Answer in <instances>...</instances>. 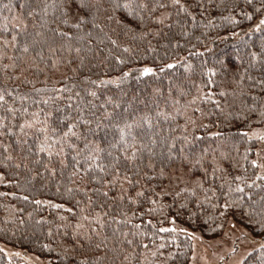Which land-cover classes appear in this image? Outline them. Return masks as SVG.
Returning a JSON list of instances; mask_svg holds the SVG:
<instances>
[{
	"label": "trees",
	"instance_id": "obj_1",
	"mask_svg": "<svg viewBox=\"0 0 264 264\" xmlns=\"http://www.w3.org/2000/svg\"><path fill=\"white\" fill-rule=\"evenodd\" d=\"M27 2L31 3V8L22 9L20 5L26 0H0V51L5 53L0 59V92L5 94L7 102L0 104V117H5L4 123L12 129L11 134L6 129L0 130L5 132V135H0V243L25 250L54 264H78L81 259H87L88 264H188L191 253L189 232L212 238L221 233L230 217L243 224L253 237L264 238V233L252 232L244 224L238 209L223 208L226 201L237 200L241 195L232 192L225 196L229 186L234 189L240 184L245 192L253 194V199L264 195V179H257L259 173L252 165L256 142L241 135L264 124V117L260 115L264 105V51L261 50L264 26L261 30L256 28L264 19V0H181L188 12L180 11V6H174L172 0H145L150 9L153 5H166L164 8L156 7L151 15L147 11L143 13L145 30H151L149 35L143 40H132L123 36L112 23L105 31L116 28V32L110 35L118 39L120 47H113L106 39L100 44L94 32L93 50L80 53L83 64L74 51L69 53L60 48L62 41L59 37L52 39L49 29L56 27L55 24L42 27L45 0ZM33 9L34 15L29 17L27 13ZM21 13L26 29L23 25L15 26L21 21L13 17L21 16ZM245 14H250L251 19ZM116 15L132 23L124 11H118ZM164 17L167 19L163 24L155 22L156 18ZM225 17L234 18L237 22L231 23ZM51 18L50 11L48 19ZM37 32L42 35L37 36ZM14 35L17 37L16 47L12 46ZM33 40L40 43L30 47L28 53H22L23 43L32 44ZM5 41H8L7 45ZM72 43L83 48V43ZM49 45L56 51H49ZM124 46L130 47L131 52H124ZM149 47L155 50L150 51ZM40 51L43 60L36 56ZM252 52L257 54L255 59ZM9 56L13 59L9 60ZM115 56L124 59L125 63L117 64ZM167 63H175L176 67L160 72L159 68ZM13 64L15 67L11 66ZM188 64L192 68L186 71L185 65ZM143 67L156 71L144 76L137 71ZM209 69L216 74L211 75ZM126 71L130 75L118 86L108 84L97 88L90 83L91 80L116 78ZM85 77L88 83H85ZM178 88L189 94L180 98ZM35 89L44 91L36 92ZM61 89L67 91H57ZM86 89L96 91L97 97L88 96ZM222 90L229 95L221 97ZM25 94L30 99L23 102V107H27L29 113L38 108L55 112V108L60 107L75 117V106L91 100L96 105L91 109L96 116L87 115L86 109L87 118L95 120L99 117L103 124H108L109 121L103 119L105 109L100 105L110 97L121 105L115 108V112L123 113L127 108L125 115L129 119L149 114L154 125L151 132L159 133L158 140L160 136L171 139L189 135L190 140L193 136H201L202 140H194L191 146H185V151L201 153L208 149L202 161L207 178L199 167L193 169L191 175L186 174L187 168L181 171L178 163L165 167L159 153L167 149L159 144L154 148L157 155L150 156L147 148H143L137 152V160L127 164L123 161V154L114 150L113 155H121L120 179L115 184L106 183L114 175L110 169H106L107 175L96 168L85 174L83 168L87 165L83 161L79 174L70 177L75 153L67 147L61 155L48 157L46 153H39L35 129H26L29 134L25 137L18 127L23 119H30V115L24 117L18 112L13 118L6 111L9 105L21 108L19 97ZM49 97L53 98L49 105L32 103ZM173 97L180 98L179 105L172 103ZM193 97L196 98L195 104L185 108ZM217 101L223 112L216 107ZM68 104L73 108L67 109ZM252 105H255V111H249L248 106ZM106 108L113 111L114 104H107ZM157 112L170 114L175 119L166 120L163 115L157 117ZM189 117L196 121L197 126L193 129L189 123L185 132L180 126L185 125ZM40 119H44L43 113ZM91 126L95 127V123ZM76 130L81 131V128L78 126ZM111 131L114 130H109V138ZM216 132L222 136L211 135ZM103 135L104 132L100 131L99 136ZM23 139L28 140V145L17 144V140ZM143 143L151 147L147 136ZM176 143L177 147L181 146L180 140ZM136 148H141L139 141ZM52 151L58 152L59 145ZM127 154L131 155V149ZM7 156L12 159H6ZM110 162L111 158L106 153L102 154L99 163L107 165ZM18 163L21 165L19 168L16 167ZM150 163L153 167H148ZM162 167L165 168L163 177L160 176ZM53 169L55 175L51 174ZM93 176L99 182L93 181ZM124 176H128L132 183L124 180ZM178 176L182 179L178 180ZM236 176L243 177V180L236 181ZM197 179L204 180V188H196L195 196L190 192L175 195L181 188H195L193 182ZM248 184H253V187L248 188ZM256 184L261 187L257 188ZM69 188L71 193L67 191ZM104 192L108 195L104 196ZM137 192H143V195L137 196ZM54 204H61L63 208H54ZM68 208L73 211L68 212ZM82 216L88 219L83 220ZM61 217L67 219L61 220ZM97 217L104 223V228H99ZM77 222L84 225L79 231L97 228L99 235L92 234L91 244L75 246L73 250L72 233ZM129 240L131 244L127 243ZM101 241V247L95 248V244ZM0 264L24 263L9 259L0 251ZM242 264H264V250L259 247L252 251Z\"/></svg>",
	"mask_w": 264,
	"mask_h": 264
},
{
	"label": "snow or ice",
	"instance_id": "obj_2",
	"mask_svg": "<svg viewBox=\"0 0 264 264\" xmlns=\"http://www.w3.org/2000/svg\"><path fill=\"white\" fill-rule=\"evenodd\" d=\"M251 2V0H249ZM172 4L179 5L180 11L188 12V9L181 3V0H172ZM7 7V5H5ZM20 7L23 9L25 7L31 8V3L27 2L22 3ZM156 7L164 8L166 5L158 4L153 5L152 8H149V4L145 2V0H45L43 3L42 8V20L43 24L42 27H47L50 24H55L56 27L50 28L49 30L52 33V39L59 37L62 41L60 44V48L68 51L69 53L75 52L77 57H79L81 64H83V57L80 56L82 51H89L91 52L92 44H93V33H97L96 39L99 41L100 44H103L105 39L108 41L110 45L113 47H120L118 44V39H114L111 32H116V28H108V31H105L108 25L114 23L117 28L120 29L121 33L125 37H130L132 40H136L137 38L143 40L145 39L149 33L150 29L145 30V16L144 12H148L151 15L152 11H155ZM34 9L29 11L27 15L32 17L34 15ZM51 11V20L48 19L49 14ZM118 11H124L127 18L132 20V23L128 22V19H121L119 18L116 13ZM21 16L13 17L14 20H20L21 23L15 25L16 27H21L23 25V29L27 28V24L23 22ZM191 15V13H189ZM248 19H251L250 14H245ZM164 18H156L155 22L159 24H163ZM193 21H195V17H192ZM225 19H229L231 23H236L237 21L234 18L225 17ZM261 26H264V19H261L259 24L256 25L257 30H261ZM170 27V25H169ZM102 34V36L100 35ZM37 36H41L42 33L37 32ZM119 35V34H118ZM158 35V33H157ZM187 35V33H185ZM16 40L17 37L14 35L12 37V46L16 47ZM72 41H76L77 44L83 43V48L81 46H74ZM40 43V41L33 40L32 44H29L27 41L23 43L21 46L22 53H28L30 47L35 44ZM8 44V41H5V45ZM150 44V42H149ZM150 51H154L149 47ZM261 50L264 51V42L261 43ZM49 51L55 52L56 49L49 45ZM124 52H131V48L128 46L123 47ZM98 54V53H97ZM109 54H111V49H109ZM5 53L0 51V59L4 57ZM197 55H203V53H197ZM252 57L255 59L256 53H251ZM36 56L39 57L41 60L44 59L42 51L37 52ZM9 60H12L13 57L9 56ZM117 64H124L125 60L119 56L114 57ZM71 62V61H69ZM55 61L53 62V67H55ZM15 67V64L11 65ZM5 67H9V65H5ZM176 67L175 63H167L164 67L159 68L160 72H164L165 69H173ZM192 66L190 64L185 65L186 71L191 70ZM141 75L147 76L152 74L156 71L151 67H143L141 69H137ZM211 75H215L216 73L212 70H208ZM130 75V72H123L121 76L116 78L110 79H99V80H91L90 83L95 85L99 88L101 85H108V84H116L117 86L123 82L125 78ZM89 80L85 77V83H88ZM211 82V81H210ZM36 92H42L44 89H35ZM57 91H67V89H61ZM87 95L93 98L97 97V92L91 89H86ZM178 96L183 98L184 96L188 95V91L183 88L177 89ZM11 95V93H8ZM171 95V93H170ZM229 93L227 91L222 90L220 92L221 97H227ZM77 97H80L79 93H76ZM180 98L173 97L172 103L174 105L180 104ZM20 101L22 102L21 108H14L9 105L6 109L7 112L11 113L13 118H15L16 114L20 112L24 117H28L30 115V119L25 118L21 123H19L18 127L20 133L23 134L25 137L28 136V132L26 129H35V141L37 144V151L39 153H46L48 157L52 155H61L64 153L65 147L70 149L75 155L72 157L74 161V168L73 171L70 173V177H75L79 174L81 170V161L84 162L87 166L83 168V172L88 174L93 168L98 169L101 173H105L107 175L106 169H110L114 175L112 180L106 181L108 184H115L120 179V171H121V155H113V151L116 150L118 153L123 154V161L125 164L132 163L137 160V152L141 151L143 148H147L150 156L157 155L154 151V148L157 144L160 145L161 148L167 149V151H161L159 156L161 158V163L165 165V167L178 163L181 167V171L187 168V175H191L193 169L199 167L203 172L205 179L207 178V170L203 168L202 161L204 156L207 154L208 149H203L201 153H194V152H186L185 146H191L193 141L202 140L203 137L201 136H193L192 139H189V135H182L180 137H169L160 136L159 140L156 138L159 133H152L151 130L154 128L152 117L149 114H142L138 117H133L131 119L128 118L125 113L128 112V109L125 108L123 113L115 112V108H120L121 105L119 103L114 102L110 97L105 101V104L100 105L101 108H104V120H108V124H103L101 118L96 117L95 120L88 119L87 115H91L93 117L96 116L95 112L91 111V109L95 108L96 105L92 103L91 100L86 101L83 105L77 104L75 106L76 116L73 117L70 113H66L65 109L56 107L55 112L53 111H45L43 108H38L37 111H33L29 113V109L27 107H23V102H26L30 99V97L25 94L19 97ZM69 100L72 98L69 97ZM83 99V98H81ZM255 99V98H253ZM53 100L52 97L47 99L41 100H33L32 103L36 105H49L50 101ZM196 98L193 97L191 101H188L187 104L184 106L187 108L189 104H195ZM5 101V94L0 92V104H6ZM107 104H114L113 111H108L106 108ZM216 107L223 112V108H221L220 103L216 102ZM249 111H255V105L248 106ZM67 109H72L73 105L68 104L66 105ZM87 109V115H86ZM179 112V108L176 109ZM194 111H199V109H194ZM43 113L44 119L41 120L40 116ZM59 113V115H56ZM164 116L167 119H175L174 116L165 115L162 112H157L156 116ZM239 115V114H238ZM261 117H264V105L261 106ZM5 117H0V130L6 129L7 133L11 134L12 129L4 123ZM95 123V127H92ZM193 126L195 129L196 121L191 119L190 117L187 118V122L185 125L180 127L184 128V131H188V124ZM78 126L81 128V131H77L76 129ZM200 127L207 128L208 125H200ZM111 131V138H109ZM103 131L104 135L99 136V132ZM0 135H5L4 131H0ZM212 136H222V133L216 132L211 133ZM241 135L247 136V132L241 133ZM147 136L149 144L145 145L143 143L144 137ZM91 137V139H90ZM259 139L264 140V136L259 137ZM181 141V146L177 147L176 141ZM74 141H78L76 143ZM140 142L141 148L137 149L136 144ZM17 144L20 145H28V140H17ZM82 144V147H81ZM59 145V151L54 153L52 151L53 147ZM131 149V155H128V150ZM29 152H31V146H28ZM7 151V148H5ZM23 151V148H21ZM107 155V157L111 158V162L107 165L99 163L102 158V154ZM79 157V159H78ZM6 159H12L11 156H7ZM27 159V157H24ZM38 162V161H37ZM63 164L64 162L61 161ZM253 167H258L261 165H257V162L254 160L252 161ZM27 165H25L26 167ZM67 166L66 164L64 165ZM16 167L19 168L21 165L18 163ZM47 167V165L45 166ZM148 167H153L150 163ZM264 167V166H261ZM51 174L55 175V170H51ZM165 175V168L162 167L160 169V176ZM178 180H181L182 177H176ZM257 179H264V176H257ZM92 180L95 182H99L95 176L92 177ZM124 180L128 183H132L128 176H124ZM236 181H242L243 177L236 176ZM75 183V181H72ZM138 183V181H137ZM195 184V188H181L180 191L175 193L176 196H180L181 192H190L192 196L196 195V188L203 189L204 188V180L197 179L193 182ZM257 188L261 187V185L256 184ZM223 185H221V188ZM248 188H252L253 184H248ZM83 190V189H81ZM208 191L209 189H204ZM69 193L72 192V189H67ZM213 193L215 190H212ZM232 192L240 193L241 195L237 197V200L233 201H226L223 205V208L228 209L230 207H234L239 210L241 220L244 224L251 228L252 232L264 233V195H261L258 199H253V194L251 192H245L244 187L240 184H237L236 187L233 189L229 186L228 192L224 193L225 196L230 195ZM167 194V193H165ZM104 196H107L108 193L104 192ZM143 192H137V196H142ZM123 197H121L122 199ZM27 199V197H25ZM90 199V198H89ZM37 204L41 203V201H36ZM77 204L80 201H76ZM155 203V201H152ZM54 208H63L61 204H54L52 205ZM215 207V205H214ZM68 212H72V208L67 209ZM84 209H81L83 212ZM224 215V213H221ZM83 220H87V216L81 217ZM67 219L66 217H61V220ZM98 226L99 228H104L105 225L102 221L99 220L97 217ZM84 227L83 224L77 222L75 226V230L72 233V240H73V250H75V246L84 247L85 243H92L93 235H99L97 232V228H91L88 232H81L79 231ZM138 227V226H137ZM232 229H236V223H232L230 225ZM167 229H161V231H166ZM174 230V229H173ZM181 231H184L181 229ZM51 234V233H49ZM241 234L248 238L251 235V232L241 230ZM67 235V233H66ZM100 243L95 244V248L99 249L101 247ZM127 243L131 244L132 241L129 240ZM47 247V246H45ZM144 247H147L145 245ZM261 249L264 250V244H261ZM3 251V249H0ZM235 251V249H233ZM19 255V253H16ZM78 264H88L87 259H81L78 261Z\"/></svg>",
	"mask_w": 264,
	"mask_h": 264
},
{
	"label": "rangeland",
	"instance_id": "obj_3",
	"mask_svg": "<svg viewBox=\"0 0 264 264\" xmlns=\"http://www.w3.org/2000/svg\"><path fill=\"white\" fill-rule=\"evenodd\" d=\"M247 133L248 138L256 142L254 160L257 165L264 166V140L259 139L264 136V124L252 127ZM261 166L256 168L259 175L264 176V167ZM232 223H236V229L230 227ZM241 230L248 231L243 224L230 217L225 222L221 233L212 238H203L199 233L190 231L191 253L188 264H242L252 251L264 244V238H255L252 235L245 238ZM0 249H3L2 252L9 259H18L24 264H54L48 259L2 243H0Z\"/></svg>",
	"mask_w": 264,
	"mask_h": 264
}]
</instances>
